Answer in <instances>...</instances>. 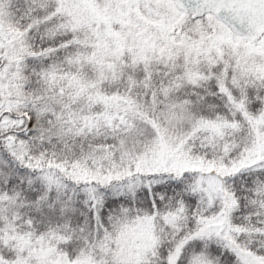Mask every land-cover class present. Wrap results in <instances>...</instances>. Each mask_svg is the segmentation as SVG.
<instances>
[{
  "label": "snow or ice",
  "instance_id": "snow-or-ice-1",
  "mask_svg": "<svg viewBox=\"0 0 264 264\" xmlns=\"http://www.w3.org/2000/svg\"><path fill=\"white\" fill-rule=\"evenodd\" d=\"M0 264H264V0H0Z\"/></svg>",
  "mask_w": 264,
  "mask_h": 264
}]
</instances>
